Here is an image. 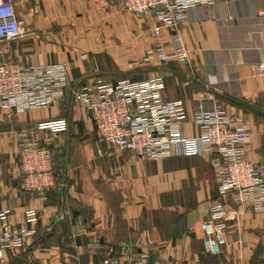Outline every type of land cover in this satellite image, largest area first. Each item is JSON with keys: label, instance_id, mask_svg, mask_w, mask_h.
Segmentation results:
<instances>
[{"label": "crops", "instance_id": "0c3cea01", "mask_svg": "<svg viewBox=\"0 0 264 264\" xmlns=\"http://www.w3.org/2000/svg\"><path fill=\"white\" fill-rule=\"evenodd\" d=\"M15 14L24 34L4 46L0 62H66L68 69L62 96L50 107L9 119L0 113V208L9 211L11 224L25 225L28 208L38 214L28 225L34 234L23 249L7 253L5 264H124L127 254L147 249L146 232L154 242L149 264H264V213L238 207L229 196L223 198L229 217L240 214L228 222L226 246L216 257L203 253L200 223L217 189L212 156L142 161L109 149L97 142L87 111L71 96L95 77L115 82L155 73L164 77L165 100L190 105L213 92L226 112L250 126L246 157L264 176V79L249 69L264 64V0H215L191 9L179 28L188 65H161L155 57L143 62L154 43L170 42V32L156 33L151 15L125 12L119 0H19ZM58 117L66 119V133H38L64 178L44 200L22 192L13 177L16 143L20 130ZM186 133H197L190 122Z\"/></svg>", "mask_w": 264, "mask_h": 264}, {"label": "built area", "instance_id": "2783aa9c", "mask_svg": "<svg viewBox=\"0 0 264 264\" xmlns=\"http://www.w3.org/2000/svg\"><path fill=\"white\" fill-rule=\"evenodd\" d=\"M19 0H0V57L5 45L23 36V22L15 14ZM215 0H119V7L136 17L151 15L155 32L166 29L170 42L157 41L149 62L155 57L161 65L169 62L190 64V50L181 43L179 28L188 19L191 9L211 6ZM235 19L229 16L227 20ZM85 57H82L84 60ZM66 62L42 66H25L17 62H0V113L5 119L12 114L27 113L50 107L62 96L66 87ZM252 77L264 79V64L249 66ZM164 77L155 73L147 79H122L108 82L95 77L74 87L71 96L88 113L97 142L109 149L130 151L139 160L163 161L172 158L212 156L211 168L217 180L215 195L209 203L207 217L201 221L203 253L216 257L226 246V229L230 219L239 216L229 211L223 198L229 196L238 207H249L264 213V176L260 167L246 157L245 146L251 129L240 117L223 109L213 92H207L190 105L182 99L165 100ZM264 101V90L262 93ZM196 128L195 136L186 133L187 123ZM68 130L62 117L37 122L29 130L18 133L16 162L13 174L22 192L46 195L61 185L54 171V155L48 140L38 133L64 134ZM9 211L0 208V264H5L8 252L24 248L34 231L28 225L38 220L37 210L28 208L23 223L11 224ZM146 248L127 254L124 264H149L154 242L145 233ZM103 264H111L105 259Z\"/></svg>", "mask_w": 264, "mask_h": 264}, {"label": "trees", "instance_id": "16d2710c", "mask_svg": "<svg viewBox=\"0 0 264 264\" xmlns=\"http://www.w3.org/2000/svg\"><path fill=\"white\" fill-rule=\"evenodd\" d=\"M54 171H55V175L58 176L57 173H56V162H55V157H54ZM58 177H59V176H58ZM59 181H60V177H59ZM60 183H61V181H60ZM59 187H60V186H59ZM59 187H57L56 189H58ZM56 189H55V190H56ZM52 191H53V190H52Z\"/></svg>", "mask_w": 264, "mask_h": 264}, {"label": "water", "instance_id": "95a60500", "mask_svg": "<svg viewBox=\"0 0 264 264\" xmlns=\"http://www.w3.org/2000/svg\"><path fill=\"white\" fill-rule=\"evenodd\" d=\"M63 183H64V178L61 180V184L63 185Z\"/></svg>", "mask_w": 264, "mask_h": 264}]
</instances>
